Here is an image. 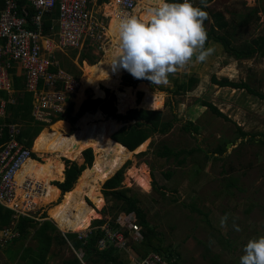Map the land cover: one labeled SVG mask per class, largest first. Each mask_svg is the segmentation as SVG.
Wrapping results in <instances>:
<instances>
[{
  "label": "rangeland",
  "instance_id": "rangeland-1",
  "mask_svg": "<svg viewBox=\"0 0 264 264\" xmlns=\"http://www.w3.org/2000/svg\"><path fill=\"white\" fill-rule=\"evenodd\" d=\"M206 4L204 10L208 17L204 21L205 27H214L219 33L228 35L234 45L255 47L253 40L264 36V0H206ZM196 5H200V0H197ZM97 10L99 19L110 25L111 18L104 15L105 10L108 11L105 6L102 5ZM137 12L140 11L136 9L134 15L137 16ZM108 35L104 43L88 42L82 48L55 50L52 59L56 60L60 68L79 80L80 86L68 93V105L72 103L71 114L65 115L57 123L49 121L41 131L46 129L71 134L79 130V122L87 112L74 124L70 118L76 116L86 96L95 99L108 97L117 106L120 96L129 98L133 94L136 100L129 108H146L141 104L146 89L163 93L164 106L158 110L163 111L165 119L173 116L178 119L168 133L153 134L145 141L142 150L133 152L124 161L119 168L128 160L131 163L124 172L122 184L132 187L139 194H148L142 196V206L148 212L147 219L150 226L159 233L162 245L178 259V264H239L247 242L264 235V97L245 88L220 86L213 83L211 77L216 75L220 79L228 77L233 81H244L264 95V47L251 57L239 59L227 53L221 43L211 40L206 47H212L214 52L206 61L196 62L193 59L185 67L169 74L167 83H138L136 86H129L123 82V76L130 72L121 68L113 72L117 83L107 86L100 82L105 91L101 87L94 91L90 87L92 78L89 75L86 87L81 83L86 74L84 66L89 64L95 67L104 58L113 40L109 28ZM191 76L198 77L196 84L190 90L182 89ZM124 89L123 95L121 90ZM207 102L217 106L226 118L218 116L204 105ZM98 110L99 108H93L90 112ZM8 116L10 117L6 123L17 124L20 130L33 123L31 116L17 115L13 110ZM104 116L111 118L106 114ZM189 121L198 127V132L186 127ZM36 137L32 143L33 149ZM164 145L180 152V159L187 156L189 150L201 148L206 159V175L197 183L191 184L195 180L194 174L199 170V164L189 155L183 163L175 157L166 159L163 166L161 163L164 159L156 157V153ZM90 147L93 148L95 161V147ZM36 157L40 162L48 158L51 165L58 164L60 168L65 165V158L76 160L79 164L84 161L82 152L77 159L65 155L56 156L51 152H37ZM143 166L148 168L150 175L148 190L129 174L130 168ZM88 169L89 166L86 171ZM167 172L171 175H166ZM78 179L74 184V192L84 187V173ZM104 182L101 185L97 183L102 194L97 201L102 208L95 207L99 216L91 219L92 226L106 222L113 224L126 213L122 209V200L103 194ZM64 194L60 193L57 201L53 200V204L45 206V211L42 210L37 215L40 218L37 222L51 220L58 228L55 232L50 231L54 239L46 254L45 264H63L64 260L73 258H78L79 264H103L102 261H96L93 253L75 249L71 241L64 237L68 232H76L78 236L80 233L76 230H63L55 222L54 212L61 205L49 214V208L61 203ZM152 198L154 202L151 201ZM84 199L95 206L87 196ZM44 212L47 218H43ZM225 214H230V217L227 226L221 228L220 220ZM232 217L239 218L236 221L241 229L239 232L233 229ZM138 224L143 233V226L139 221ZM34 232L35 228L31 227L26 237L5 240L0 236V259L3 263L31 264V255L33 251L37 252ZM136 234L135 231L132 235L128 234L130 242L134 241L132 236ZM129 257L128 252L121 254L123 261Z\"/></svg>",
  "mask_w": 264,
  "mask_h": 264
},
{
  "label": "built area",
  "instance_id": "built-area-1",
  "mask_svg": "<svg viewBox=\"0 0 264 264\" xmlns=\"http://www.w3.org/2000/svg\"><path fill=\"white\" fill-rule=\"evenodd\" d=\"M141 1L0 0V139L5 128H9L8 139L0 147V204L12 210L13 224L22 217L40 220L38 213L54 201L45 200L48 187L43 180L34 173L22 177L19 173L37 152L18 139L20 129L17 124L3 121L8 115V104L15 102L12 70L15 67L21 69L26 89L33 93V116L51 122L52 117L66 111L68 93L80 86L79 80L52 59L55 50L82 48L88 42L104 43L109 36V25L99 19L97 9L103 5L108 10H105V16L123 17L133 15ZM192 2L196 4L197 0ZM47 19L51 21L49 27H46ZM35 160L39 161L38 158ZM114 222L92 226L91 221L87 229L78 231V238L87 240L100 229L103 235L97 242L98 248L103 250L112 245L121 253L128 252L130 257L124 264H178L176 257L168 259L161 252L152 251L142 256L135 251L128 234L135 231L137 234L132 237L138 243L143 234L134 212H126ZM18 236L15 226L3 229L5 240ZM0 264L5 263L0 259Z\"/></svg>",
  "mask_w": 264,
  "mask_h": 264
},
{
  "label": "trees",
  "instance_id": "trees-1",
  "mask_svg": "<svg viewBox=\"0 0 264 264\" xmlns=\"http://www.w3.org/2000/svg\"><path fill=\"white\" fill-rule=\"evenodd\" d=\"M24 2V0H22ZM146 10H143L139 16H143L146 14ZM51 25V21L47 19L46 21V27H49ZM206 28V27H205ZM208 34V40L205 46L208 45L209 41L213 40L216 42H219L223 45L224 50L235 56L236 58L242 59V58H248L253 56L259 49H262L264 47V36H260L253 40V44L255 47H248L245 48L244 46H236L233 44L231 38L224 34L219 33L214 27L207 29ZM96 64V63H92ZM87 67L90 65L87 64ZM52 70H57L56 68H52ZM13 77H14V97L15 102L8 104V114L11 110L14 111L17 115H29L32 117L31 124L27 125L24 130H20V133L18 134V139L24 143L26 146L32 147L33 140L38 134L41 132L43 127L47 124V122L37 120L33 116V93L28 91L25 86V77L24 74H22L21 69L18 67H15L13 70ZM86 79L87 76H84L83 81L81 82L86 87ZM211 80L213 83L218 84L220 86H231L233 88H245L249 92L257 94L261 97H264L263 94L258 92L257 90H254L248 83L241 81H233L228 77L223 78H217L216 75H213L211 77ZM198 81V77L191 76L184 86H182V89L190 90ZM123 82L126 85L129 86H136L138 83H151L147 79H137L132 74L126 73L123 76ZM91 88L96 91L97 87H101L103 91H105L102 88V85L100 82H93V84L90 82ZM152 84V83H151ZM119 90V87L116 88ZM122 94L124 95L125 89L121 90ZM204 105L208 106L209 109H211L214 113H216L218 116L225 117L226 115L213 103L207 102L204 103ZM93 108H99L103 111L106 116L111 117L117 121H122L126 123L124 126L119 128L116 132L113 133L112 137L120 142L121 144L125 145L128 149L134 150L136 149L140 144L145 142L148 138H150L155 133H161L166 134L168 133L174 126L175 122L177 121V116H173L171 119H165L164 113L162 110L158 109H147V108H129L125 113L119 112L117 109V106L114 104L113 101H110L108 97L106 98H92L91 96L85 97L84 100L81 102L79 110L75 117H71V122L74 124L78 118L82 115H84L86 112L93 110ZM72 111V103H70L64 113H60L58 116L52 117V120L55 121L54 123H57L61 120H63L65 115L69 116ZM10 116L6 117L5 120H3L5 123L6 120ZM57 120V121H56ZM12 124V123H8ZM187 128L191 127L194 132H198V127L194 125L193 122L189 121L187 123ZM63 131V129H57ZM8 132L9 128L6 127L3 137L0 139V147L1 145L8 139ZM245 134V133H243ZM28 138V141L26 140ZM95 150V159L98 153H100V149L94 148ZM220 151H223V148H220ZM178 151H175L174 149L163 146L161 150H158L156 153V157L164 159V161L161 163L163 166L165 165L166 159H169L171 157H175L179 159L181 163L185 162L188 155L193 156L197 163L199 164V170L194 174L195 180L194 182H198L202 176L205 174V161L203 156V151L201 148H194L189 150L186 154L187 156H184L180 159ZM84 161L82 164H79L76 160H70L65 158L64 162L65 165L63 169V172L61 174H57L54 177L50 179L51 180H64L63 181H54V185H56L60 190L61 193L64 194L63 199L61 203H59L57 206H51L49 208V214L52 213L58 206L62 205L66 199L70 196L75 194L73 191V188L75 187L74 184H76L79 179L78 177L81 176L83 171L86 170L87 166H92L94 161V152L92 147H87L82 151ZM34 155V154H33ZM35 156V155H34ZM34 161V165L36 168L40 170H45L51 165V161L47 158L43 162L40 161ZM131 161L128 160L121 168H119L112 176L99 180V184L101 185L105 180L103 184L102 192L106 197H113L119 200H122V209L124 212L131 213L134 212L137 217L138 221L143 226V239L141 242L133 241L131 242L132 247L135 249V251L145 256L149 252L156 251L163 253L168 259H171L173 257V253L170 250H167L162 245V240L159 236V233L157 230L150 226V223L147 219V210L142 206V196L148 195L147 193H137L134 192V189L132 187H126L122 184L124 180V172L126 168L130 165ZM65 174V177H64ZM171 175V173L167 172L166 175ZM78 179V180H77ZM73 191V194H72ZM86 197V196H85ZM88 198V197H87ZM90 199V198H89ZM91 200V199H90ZM92 201V200H91ZM151 201H155L153 198ZM94 203V207L96 208H102L98 204L97 199L95 201H92ZM46 216V214H44ZM14 223L13 219V212L12 210L5 208L0 204V229L10 226H15L16 229L19 231V237H26L28 233L30 232V228L34 227V238L37 240V252L33 251V254L31 255L32 262L31 264H45V258L46 254L49 250V247L54 239V236L52 232H55L58 230L57 225L51 221V220H44L42 222H37L35 219L30 217H22L20 218L16 224ZM115 224V222H113ZM52 231V232H50ZM103 232L98 229L92 233V235L89 236L87 240L79 239L78 234L76 232H68L64 235V237L68 238L72 245L75 247V249H83L87 252H91L96 256V261H102L103 264H124V261L121 259V252L116 248L115 246L109 245L106 249L100 250L97 246L98 240L102 237ZM78 258L73 259H66L64 260L63 264H79Z\"/></svg>",
  "mask_w": 264,
  "mask_h": 264
},
{
  "label": "bare ground",
  "instance_id": "bare-ground-1",
  "mask_svg": "<svg viewBox=\"0 0 264 264\" xmlns=\"http://www.w3.org/2000/svg\"><path fill=\"white\" fill-rule=\"evenodd\" d=\"M150 8L153 5L152 0L141 1ZM142 9V8H141ZM139 11V8H137ZM138 13V12H137ZM134 15V14H133ZM116 14H112L109 33L113 35L110 50L102 60L98 62L95 67L91 65L84 66L86 76L92 78L90 82H104L105 85L111 86L117 83V78L113 75V67L110 64L116 52V25L118 20ZM92 68V69H91ZM88 78V77H87ZM95 79V80H94ZM144 97L141 101L143 107L150 109H162L164 106V95L153 90L146 89ZM129 98L121 97L117 104L119 112H124L136 100L132 94ZM99 109L96 112H87L79 122V130L71 134H65L59 131H49L44 129L36 137L34 143V150L39 153L51 152L56 156L65 155L71 159H77L81 156V152L86 147L93 146L100 149L96 159L89 169L84 171V187L77 189L70 195L66 201L54 212V220L58 226L63 230L82 231L87 229L91 224V219L94 216H99L95 207L91 206L84 199L85 196L95 201L102 197L100 188L97 185L99 180H103L113 175L116 170L124 163V161L131 157L133 152L140 151L144 148L145 142L140 144L135 151H130L126 146L120 142L112 139V133L117 130L121 123L113 118H106L103 111ZM112 132V133H111ZM130 176L135 177L136 181L146 190L150 187V175L148 168H130ZM61 172L58 164H52L45 170H40L34 165L33 159H29L22 167L20 176L26 173H34L38 178L43 180L48 192L45 200H56L60 194V189L50 183V178Z\"/></svg>",
  "mask_w": 264,
  "mask_h": 264
},
{
  "label": "clouds",
  "instance_id": "clouds-1",
  "mask_svg": "<svg viewBox=\"0 0 264 264\" xmlns=\"http://www.w3.org/2000/svg\"><path fill=\"white\" fill-rule=\"evenodd\" d=\"M154 6L143 16L125 15L116 25V52L110 63L113 70L130 72L137 79L152 84L167 83L169 74L195 59L204 62L214 52L206 47L208 34L204 21L208 13L206 0L196 5L192 0H152ZM230 214L221 217V228L227 226ZM232 217L233 229L239 232ZM239 264H264V235L250 239Z\"/></svg>",
  "mask_w": 264,
  "mask_h": 264
},
{
  "label": "crops",
  "instance_id": "crops-1",
  "mask_svg": "<svg viewBox=\"0 0 264 264\" xmlns=\"http://www.w3.org/2000/svg\"><path fill=\"white\" fill-rule=\"evenodd\" d=\"M143 4V3H142ZM140 5L138 8H139V11L140 12H142L143 10H146V9H148V7H147V4H145V5ZM142 8V9H141ZM140 12H138L137 13V16L139 17V15H140ZM88 80V79H87ZM67 107H68V102H67ZM35 156H34V158H33V160H35V158H37L36 157V154H34ZM57 163V162H56ZM65 164V163H64ZM65 166V165H64ZM64 166L63 167H61V172L59 173V174H61L62 172H63V169L65 170V168H64ZM64 177H65V174H64ZM55 181V180H54ZM54 183V182H53ZM53 183H51V184H53ZM54 185V184H53ZM56 186V185H55ZM60 193H61V190H60ZM10 227H12V226H10ZM5 228H7V227H5ZM5 228H1L0 229V236H2V232H3V229H5ZM1 239V238H0Z\"/></svg>",
  "mask_w": 264,
  "mask_h": 264
},
{
  "label": "water",
  "instance_id": "water-1",
  "mask_svg": "<svg viewBox=\"0 0 264 264\" xmlns=\"http://www.w3.org/2000/svg\"><path fill=\"white\" fill-rule=\"evenodd\" d=\"M149 109H150V108H149ZM125 124H126V123H122V124L120 125L119 128H121V127L124 126ZM119 128H118V129H119ZM118 129H117V130H118ZM117 130H115L114 132H116ZM114 132H113V133H114ZM111 137H112V136H111ZM112 139L115 140L113 137H112ZM115 141L118 142L117 140H115ZM124 146H125V145H124ZM128 150H130V149H128ZM130 151H135V149H134V150H130ZM117 170H118V169H117ZM117 170H116V171H117Z\"/></svg>",
  "mask_w": 264,
  "mask_h": 264
}]
</instances>
